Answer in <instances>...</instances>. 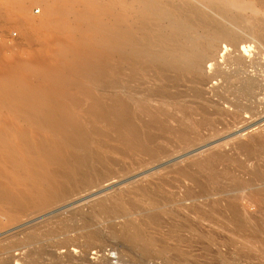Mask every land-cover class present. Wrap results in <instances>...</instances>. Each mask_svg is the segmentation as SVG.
<instances>
[{
  "label": "bare ground",
  "instance_id": "bare-ground-1",
  "mask_svg": "<svg viewBox=\"0 0 264 264\" xmlns=\"http://www.w3.org/2000/svg\"><path fill=\"white\" fill-rule=\"evenodd\" d=\"M97 1L88 2L84 10L76 11L72 9L70 1L52 5L46 0V4L43 2L41 6L46 14L57 13L62 16L68 13L73 16V21L66 23L56 15L59 19L45 20L49 22L41 28L47 34L55 29L65 33H52L44 40L45 44L41 42L44 45L40 47L41 51L31 58L26 57L27 60L21 58L10 62L0 57V218L4 220L0 219V231L8 222L35 215L92 187H99L113 177H119L117 175L120 173L115 175L119 160L116 161L114 157L129 158L132 162L136 158L138 162H149L145 166L152 165L166 156L162 149L164 147L156 146V142L161 140L171 143L164 135L171 137L180 147L194 148L192 146H196L202 131L207 128L210 130L218 117L227 114L220 109L222 105L219 104L224 102L227 107L229 102L226 103V97L229 95L242 97L228 105L227 110L231 108V113L227 116L231 120L241 113L252 112L250 106H245L240 100L251 96L257 89V82L250 78H237L239 75L235 74L240 73V70L242 72L241 53L248 55L247 50L251 46L243 45L248 40L246 36L257 43H264V0ZM236 7V10L242 9L243 13L234 11ZM84 13L86 17H83ZM245 28L249 34L242 31ZM227 46L237 48V55H225ZM215 51L221 53L220 59L236 69H232L234 75L222 73L217 63L210 64L208 69L211 72L206 74L205 64L213 60ZM58 57L60 60H57ZM36 60L46 64L42 73L34 75L25 72ZM212 81L225 85V98L224 94L223 97L218 94V87H210L212 95L206 92L207 89L204 91ZM113 88L119 91L118 95L94 93L95 89L103 91ZM206 93L209 97L211 95L210 99L215 96L219 104L216 100L212 103L213 98H207ZM233 150L236 154H245L249 162L256 153L264 156V129L257 135L255 133L251 145L236 143ZM224 151L215 149L203 156L193 157L192 165L188 163L193 167L191 169L181 168L177 164L169 172L175 177L169 180L166 177V181H163L165 177H162V181L156 178L160 182L155 183L158 191L150 194L147 189H140L135 184L134 188L141 195L136 204L123 202L124 199L115 196L111 200H99L91 206V218L97 224L105 223L109 236L122 244L119 257H149L151 261V258L163 260L162 264H183L181 258L185 253L180 249V252L177 251V243L184 244L182 241H186L187 237H192V240L193 237L197 238L198 242L201 238L199 226L204 227L205 223L211 229L214 220L218 219L240 231L248 226V231L251 226H258L257 232H263L255 217L253 219L241 213L237 208L238 203L226 201L224 204L217 197L213 199L215 194L219 196L228 191L229 198L234 200L238 198L231 197L234 192L238 196L242 194L240 191L246 190L250 203L244 197L242 199L250 205L255 204L261 212L264 210V174L259 175L256 168L254 175L246 179L237 177L235 180L229 168L221 166L218 169L221 163L230 161ZM230 177L237 188L232 187L236 190L233 193L223 188V182ZM158 178L161 180V177ZM161 188L168 189V193H163ZM217 206L223 210L225 208L227 215H223L226 217H221L220 212L224 211L220 207V210L217 209ZM134 217L149 222L153 232L162 230L159 231L160 238L149 236L148 232L146 235L135 227L131 221ZM144 222L140 221L141 226ZM37 228L40 230L39 227H33L30 232L27 230L28 233L23 230L26 234L21 231L22 238L16 237V234L9 237L14 240L11 243L18 246L15 249L23 247L26 250L24 257L40 255L37 237L41 234H36ZM50 233V230H46L47 235ZM92 237L93 233L86 234L87 239ZM166 241H173L176 245L171 246ZM51 247L54 250L52 254L60 249L65 250V257L77 254L76 260L82 264L88 252L86 246L71 239L57 241ZM104 263L102 261L99 264Z\"/></svg>",
  "mask_w": 264,
  "mask_h": 264
},
{
  "label": "rangeland",
  "instance_id": "rangeland-1",
  "mask_svg": "<svg viewBox=\"0 0 264 264\" xmlns=\"http://www.w3.org/2000/svg\"><path fill=\"white\" fill-rule=\"evenodd\" d=\"M34 1L35 0H30V1L29 0H0V57L1 58L3 57L2 59L8 60L10 62H14L15 59L17 60V59L22 58L21 60H23V59L27 60L28 57L29 58H31V56L33 57L35 54L39 53V50L41 51L42 48H40V47L44 46L43 45V44H45L44 40H46L50 35H53L52 33H55L56 35L65 33L61 29H55V30H53L47 34L46 31L42 29L43 28L42 25H44L46 22H49L50 20H57V19H59V17H62L63 19L62 18H60V19L65 20L66 23H68V22L70 23L71 21H73V16L71 14H68V13L64 14L66 16V18H68V19H66L64 15H62V16L57 15V13H54V15H51L48 13L46 14L44 9L42 10V7H41L44 5L43 2H45V4H46V0L45 1L44 0H38L40 2H38L37 0L35 2ZM49 1H50V3H49ZM57 1H59V3ZM68 1H70V3H71L70 5L72 6V9L74 8L73 10L77 11V9H78V11H81V10H84V8H85V6H87L88 2H92L93 0H91V1H89V0L88 1L87 0L86 1L85 0H67V1L66 0H47V3L48 4L53 3L52 5H59L62 3L66 4L65 2H68ZM98 1H100V0H98ZM102 1L103 0H101L100 2H102ZM231 1H233V0H231ZM231 1H230V3H231ZM36 2H38V3H36ZM55 2H57V4ZM233 2H235V1H233ZM41 3H43V4H41ZM73 4H74V7H73ZM43 8H45V6ZM20 9H22L23 11H21ZM236 9H237V7L234 9V11H236V12L240 11L239 13H243L242 9H239V10H236ZM41 11H42V14H41ZM43 12H45V13L43 14ZM84 14L85 15L83 17H86V13H84ZM43 15H44V17L45 16L46 17L44 18ZM50 15H51V18H49ZM56 15L59 17L57 18ZM45 20H49V21H45ZM66 20H68V21H66ZM34 30L37 31V33ZM41 30H43V31H41ZM57 30H58V32H57ZM59 30H61V31H59ZM242 31L246 34H249V32H246V31H249L247 28H245ZM41 32H43V33H41ZM39 36H42L43 38L39 37ZM242 38H245V37H242ZM246 38L250 42L248 40H246V44H243V45H251L249 48L250 51H249V49L247 50L248 55H246V53H245V55L243 53H241L242 57L244 58V59L242 58V65H241L242 68H240V69H242V72L240 70V73H236L235 75H237V74L239 75V76H236L237 78H239V77L240 78L244 77V78H248V79L250 78V80L251 79L256 80V82H257L256 88L258 90L255 89L253 91V93L251 94L252 97L249 95L248 96L249 99L245 97L243 100H240L242 102V104H244L245 106H248V107L250 106L249 109L252 112L241 113L238 117H236V119H235L236 121L233 119L231 120V117L227 116V114L231 113V108L227 110L228 105L230 103H234L235 100L237 102V100H239L242 97H240L236 94L235 95L232 94V95L227 96L226 97L227 98L226 103L229 102V104H227V107H226L224 102L221 103L220 101L217 100V98L215 96H213L212 97L213 99L211 98L212 99L211 102L212 103L218 102V104L220 102L219 105L220 106L222 105V108L220 107V109L222 111H224V113H227V114L226 115L224 114L225 117H224V115L221 117H218V120L220 121V123L217 120V122L215 123L216 125L214 124V126L211 127L210 130H209V128H207L204 131H202V133L199 135L201 138L199 137V140L195 144L196 146H192L194 148L188 147V149L186 148L187 149L186 150L182 146L180 147V145H178L175 140L171 139V137L164 135L165 139L167 138L166 140H168V138H169V140H171V143L168 142L169 144H167V142H165L164 140L156 142V146L164 147L162 149H163V151H165L164 153L166 154V156H165L166 158L162 157L161 159H159L155 162L156 164L153 162L154 164L152 163V165L148 164L147 166H145V164H147L149 162L146 163L144 161L145 162L144 163V162H140V160L138 162V160L136 158H133L134 159L133 162H135V163H133L132 160L130 161L129 158L128 159H126V158L120 159V158L114 157L116 159V161L119 160V161H117L119 164L117 163L118 164L117 165L118 170L116 171L115 175H117L119 173L122 174L123 172H124V174H122V175L119 174V175H117L119 177H116V178L113 177L109 181L101 184V186H99V187H92L89 190L72 197L70 200H68L64 203L58 204V205L53 206L51 208H48L46 210H42L39 213L32 215L30 217L19 218L18 219L19 221L16 220L15 222L14 221L8 222V224H5V226H2L1 229H3V230L0 231V252H4V253L0 254V256H1L0 257V264H22V263L23 264H29V263L30 264H48V263L49 264H54V263L55 264H80L81 263L82 264L83 262H80V261L78 262L76 260V257H78L77 254H76V256L74 254H72V255H74L73 257L72 256H70V257L66 256L65 257L64 256L65 255L64 249H60V250L54 252L55 254L51 253V251L52 252L54 251V250L50 249V248H52L51 245H53L57 241H61L64 239L74 240L77 244H79L83 247L84 246L87 247V248L86 247L85 248L87 249L88 252H87L86 258L84 259V261L86 263L90 262L92 264H94V263L97 264L98 261H99V263L103 261V262H106L104 264H111V263L112 264H150V263L151 264H162L163 260H161V259H158V260L154 259L153 260V258H151L152 259V261H151L149 257H148L149 259L147 257H145V258L143 257L144 260L142 257H138V258L137 257H119V253L122 250V247H121L122 244H120L118 242V240H115L109 236V233H108L109 231L105 229V223L97 224L95 219L93 217L91 218V208H92L91 206H93V204L99 200H102V199L103 200H111V199H113V197L116 198L115 196H117L119 199H122V200L124 199L123 202L129 201V203L135 202V204H136L141 199V195L138 191H136L137 189H136V187L134 188V186L137 185V187L140 189L141 188L147 189L148 194H150L152 191H158L157 186H155V185L159 184L160 183L159 181H162V177L163 178L165 177L163 179V181L164 180L166 181L167 178L169 180V178L173 179V177H175L172 173H169L170 170H172L174 166H177V164H178L181 168L188 167L191 169L193 167L190 165H192V161L194 158H197L198 156H203L207 151L215 150V149H216V151H222V152L225 150L224 154L229 156V160H230V161H228V163H227V161L224 163H221L220 166H218V169H220L219 167H221V166H225V169L229 168L230 170L228 169V171L229 172L233 171V172H231L232 173L231 176L233 175L235 177V180L237 179V177L239 179L240 178L246 179L251 174L254 175L256 168H257V171H259L258 174L263 175L264 172L262 173V171H264V164H263L264 156L262 154L259 155V153H256V155H254L256 158L253 156L252 159L250 158L251 161L249 162V160L246 161L247 158H246L245 154L239 153V152L236 154V151L233 150L234 144H236V143H243L244 145H248V146H249V144L251 145V138L253 136H255V133L257 135L258 132L261 133L264 129L263 128L264 127V123H263L264 122V103H263L264 102V50H263L264 49V43H262V44L257 43L256 40H253V39H252L253 40L252 41L251 38L247 37V36H246ZM42 41H44L43 44L41 43ZM251 41L253 42V44L251 43ZM237 47L239 48V46H237ZM257 48H258V50H257ZM218 50L219 49H217V51ZM217 51H215L216 54H214L213 60H211L210 62L208 61L209 63L207 62L205 64L206 74L208 75L211 72L208 69L209 65L217 63L218 67H220V71L222 73H225V74H231L232 73L231 75H234L233 72L235 73V71H233V70H236V69H234L232 66H229L230 64L228 62H226L225 60L220 59L221 53H218ZM237 51H238L237 48L232 49L230 46H227V52L225 53V55L230 53L229 56L233 57L232 54L234 56H236ZM57 60H60V58L58 57ZM113 64L114 63L112 62V65ZM45 65H46L45 62H43L42 60H36L30 64V66L25 70V72L27 71V73H29V74L40 75L39 73H42L43 67ZM223 69H224V71H223ZM229 69L231 72L229 71ZM226 72H228V73H226ZM253 74H254V76H253ZM214 84H216V85H214ZM219 84H220L219 81H212L211 83L208 84L207 87H205L204 91L207 89L206 92L211 94L209 92L210 87H213V86L218 87V94L222 95V97L224 94V98H225L227 88L225 87L224 84H220V85ZM222 87H223V89H222ZM259 87H261L262 90ZM114 89L115 88H113L112 90L104 89L103 91L102 90L99 91L98 89H95L94 93L99 92L98 95H100V93L103 92V93L108 94L110 96L112 94H113L112 96H115V94L118 95L119 91H117V89H115V90ZM219 91L221 93H219ZM207 93H206V96H207ZM209 94H208L207 98L210 99L212 94L210 95V97H209ZM262 94H263V96H262ZM214 97H215V99H214ZM213 100L214 101L216 100V101L214 102ZM245 100H246V102L244 103L243 101H245ZM248 114H250V115H248ZM240 117H242V118L240 119ZM237 120H238V123H237ZM240 120H241V122H240ZM219 124L220 125L222 124V126H220ZM221 127H223V128H221ZM212 128L215 131H213ZM221 129L222 130L224 129V130L222 131ZM206 131H208V132H206ZM216 131H217V133H216ZM209 133H211V134H209ZM215 133H216V135H215ZM251 133H252V135H251ZM237 140L239 142H237ZM233 141H235V142L233 143ZM170 144H172L173 149H172V146H170ZM173 144L174 145L176 144L175 147ZM178 146L180 149L182 148V151L180 149L178 150ZM174 148H175V150H174ZM227 151H229V152H227ZM244 157H245V159H244ZM257 157H259L260 159ZM237 160L238 161L240 160V161L238 162ZM257 160H259V161H257ZM260 160H262V162H260ZM129 161L131 162V164ZM235 162L236 163L238 162L237 164H239V163L242 164V167H239V166H241L240 164H239V166H237V164ZM246 162H248L249 165ZM173 163L175 165H173ZM126 164H128V165H126ZM132 164H134V165H132ZM135 164L137 167L135 166ZM118 166L121 169L118 168ZM135 167L137 169H135ZM238 167H239V169H238ZM123 169H124V171H123ZM231 169H233V170H231ZM126 170H128L129 172H127ZM248 170H249V172H246ZM166 171L169 174L166 173ZM170 174H172V175H170ZM158 177H161V180ZM202 177H204V176L202 175ZM156 178L159 180L158 182L155 180ZM233 178L230 177L228 179V181L226 180V182L225 181L223 182L224 183L223 188L225 190L226 189L231 190V192L229 191L230 193H233V191H236L234 189H237L235 187L236 183H235ZM230 180L233 183H231ZM141 182H143V183L140 184ZM145 182H147V183H145ZM155 183H157V184H155ZM152 186L156 187V189H154V187H152ZM227 186L229 188H227ZM232 187L234 189H232ZM131 189H132V191H131ZM161 189H162L161 191L163 193H166V191L168 193V191H169L166 188H164V189L161 188ZM133 190L136 192H133ZM164 190H165V192H164ZM131 192H133V193L131 194ZM227 192L228 191H226L225 193H223L222 195H219V196H218V194L216 195L213 192L212 194H215V196H213V199L216 200V197H217V199L222 200V202H224V204L226 201L231 202V203L233 202L234 204L238 203L239 206L237 208L241 211V213H243V215L253 217V219L255 217V221L258 222L259 227L262 226L263 232L262 233H260L261 231L257 232L258 226L257 227L251 226L250 231H248L249 230L248 228H250V226H248L247 228H244L240 231L231 225L227 226L226 224H224L219 219H218V221L214 220L215 223H214V225H211V227H212L211 229L210 228L208 229L209 224L207 226V224L204 223V227L201 225L199 226V228L201 230L198 228L199 233L201 232L199 235L201 238L198 242H196L197 238H194V237H193V240H192V237L185 238L186 241L185 240L182 241V242H184V244L183 243L181 244L180 242H178L179 243L178 244L176 242L177 243V246H176L177 251L180 252V250L181 251L183 250L182 251L183 254L185 253L181 258L183 261V264H264V221H263L264 220V212H263L264 210H262V212H261V209H258L257 206L255 207V204H253V203H251V205H253L251 207V205L249 204L250 201L248 200V198L246 196V193H248V191H246V190L240 191V193H242V194L241 195L238 194V196H237L236 192L233 193V196H231V197H238V198H236L237 200L236 199L233 200L232 198L230 199L229 198L230 195L228 196ZM129 193L131 196L128 195ZM239 196H241V198H240L241 200L239 199ZM124 197H126V198H124ZM135 197H138V198H135ZM243 197H244V199L248 200L249 203L246 200L242 199ZM127 198H128V200H126ZM130 201H132V202H130ZM222 202H221L222 205H220V206L224 207V204ZM219 207L217 206V209L220 210L221 207L220 208ZM222 208H221V210H222V212L223 211L224 212L221 213L219 211L220 214L222 215L221 217H226L227 214L225 213V208H224V210ZM144 211H146V210L144 209ZM257 211H259V212H257ZM224 213L226 215H223ZM260 218H261V221H259ZM0 219L3 220V217H1ZM138 219L141 222L145 221L144 224L142 223L143 224L142 226H141V223ZM137 220H138V222H137ZM131 221L135 227L144 231V233L146 235H148L147 234V232H148L149 236H152V237H158L161 233L159 231H162V230H159V231L154 230V232H153L151 225H149L150 223L147 222L146 220L142 221V219L139 217H134ZM145 223L147 225H145ZM261 223H263V224H261ZM137 224H138V226H137ZM32 225H33V227H39L40 228L42 233L37 228L36 234H39V235L41 234L40 236H43V237L41 238L40 236L37 235L38 236L37 241L39 242L38 243V245H39L38 250H40L39 251V253H40L39 257H31L30 258V257H24V253L26 252V250L22 249L23 247L22 248L19 247V249H15L18 246L17 247L14 246V244H13L14 240L9 238V237L16 234V237L22 238L23 235H21V233L23 232V230H25L24 232H26L27 230H29V232H30V230L33 228ZM147 226H149V227L147 228ZM148 229H149V231H147ZM227 229H228V231H227ZM43 230H44V232H43ZM46 230L47 231L50 230L51 233L49 235H47ZM245 230H246V232H245ZM237 231H238V233H237ZM24 232H23V234H26ZM88 232L93 233V237H92L93 239L89 240L86 238V234ZM17 233H18V235H17ZM27 233H28V231H27ZM43 233L46 235H44ZM153 233H154V235H153ZM203 233H205L204 234L205 236L202 235ZM238 235L239 236L241 235V236L239 237ZM158 238H160V236ZM252 238H254V239H252ZM242 240L245 241L246 243L243 242ZM11 242H13V243H11ZM172 242L173 241H166L165 243L169 244V245L172 244L171 246H175L176 245L175 242L174 243H172ZM248 242L250 245L248 244ZM6 244H7V247L5 246ZM13 246H14V248H13ZM178 246L179 247L181 246V247L178 248ZM123 247H125V246H123ZM186 247H188V248H186ZM126 248L132 249L130 247H126ZM170 248H172V247H170ZM2 249H4V250H2ZM178 249H180V250H178ZM247 249L248 250L250 249L249 252ZM42 250H43V252H42ZM132 251H134V253H136L135 250L132 249ZM8 252L10 255L8 254ZM41 252L44 254L42 255ZM22 253H23V256H22ZM48 254H50L52 257ZM185 255H187V256L185 257ZM174 257H178V256H174ZM74 258H75V261L73 260ZM145 260H147L148 262H146ZM85 262H84V264H86Z\"/></svg>",
  "mask_w": 264,
  "mask_h": 264
}]
</instances>
